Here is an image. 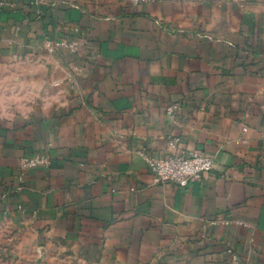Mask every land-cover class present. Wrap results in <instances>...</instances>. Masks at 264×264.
<instances>
[{
    "label": "crops",
    "instance_id": "obj_1",
    "mask_svg": "<svg viewBox=\"0 0 264 264\" xmlns=\"http://www.w3.org/2000/svg\"><path fill=\"white\" fill-rule=\"evenodd\" d=\"M0 2V264H264V0ZM194 150L185 187L140 154Z\"/></svg>",
    "mask_w": 264,
    "mask_h": 264
},
{
    "label": "built area",
    "instance_id": "obj_2",
    "mask_svg": "<svg viewBox=\"0 0 264 264\" xmlns=\"http://www.w3.org/2000/svg\"><path fill=\"white\" fill-rule=\"evenodd\" d=\"M122 2L129 3L132 5H140L148 2L157 0H121ZM48 0H29L32 6L39 8L40 6L47 4ZM1 4V2H0ZM39 14H42L39 13ZM86 45V41L80 37L74 38H53L46 39L44 41V48L50 54H57L62 51H67L71 54H78ZM82 66H74L71 72H68V80L74 81L75 74L82 71ZM56 85L60 84V81L55 82ZM177 104H171L167 107L166 111L169 117L174 118V111ZM247 128H243L246 131ZM180 138L174 137L170 140V149H174ZM140 154L148 162L153 174L154 182L157 184L174 183L180 187L188 186L189 183L195 179L203 178V176L214 168L215 159L208 156L203 150H194L190 154L185 155L178 152L171 153L167 157H154L140 152ZM51 164L50 157L44 152H37L31 155H24L20 159L21 173L19 180L22 182L26 171L36 168L38 166L49 167ZM21 187H18L20 189ZM22 207L19 206V209ZM210 224L216 225H230L233 220L220 215L209 220ZM246 227H250L247 222L240 221ZM253 239H251V242ZM250 253L253 252V248L250 249ZM225 252L229 254L230 261L232 264H249L248 259H243L232 247V244L227 242Z\"/></svg>",
    "mask_w": 264,
    "mask_h": 264
}]
</instances>
